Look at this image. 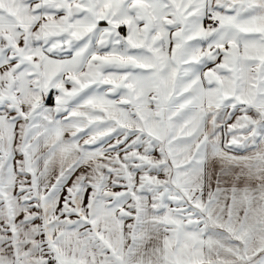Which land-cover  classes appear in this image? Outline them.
<instances>
[{
  "label": "snow or ice",
  "instance_id": "obj_1",
  "mask_svg": "<svg viewBox=\"0 0 264 264\" xmlns=\"http://www.w3.org/2000/svg\"><path fill=\"white\" fill-rule=\"evenodd\" d=\"M0 264H264V0H0Z\"/></svg>",
  "mask_w": 264,
  "mask_h": 264
}]
</instances>
